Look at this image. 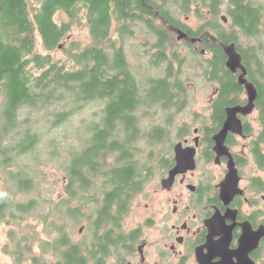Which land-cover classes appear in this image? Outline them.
Instances as JSON below:
<instances>
[{
    "label": "flooded vegetation",
    "instance_id": "obj_1",
    "mask_svg": "<svg viewBox=\"0 0 264 264\" xmlns=\"http://www.w3.org/2000/svg\"><path fill=\"white\" fill-rule=\"evenodd\" d=\"M225 5H220L219 13H225L220 17L224 24L230 20ZM191 10L206 12L212 19L207 9L192 6ZM160 21L165 24L169 36L162 53L166 61L160 63L165 66V73L159 78L143 79V82L136 78L139 103L133 112L135 126L125 127L116 120L104 146L100 145L103 150L97 149L99 145L92 144L87 138L81 147L72 149L73 163L85 164L94 171L84 167L82 175L76 171L64 176L68 185L70 180L71 218L75 227L79 226L76 238H69L75 250L73 264H222L223 255L215 252V246L221 243L226 244L224 249L221 247L223 254L231 257L226 264H239L241 260L245 264H264V238L259 247L249 253V262L241 251L238 252L247 228L252 231L264 228V178L246 175L251 162L256 166L252 143L260 126L257 117L258 127L249 122L255 108L247 116L237 115L241 133L229 132L224 141L225 149L221 153L215 151L214 138L223 128L225 110L246 104L244 87L241 86L240 103L224 107L223 117L215 118L220 85L214 82L208 104L209 117L198 119L192 128L180 127L174 135L176 141L169 139L172 136L169 128L154 122L149 127L143 126L145 119L155 117V108L172 112L177 104L185 103V90L178 83V77H165L170 64L183 62L179 48L191 54L199 52L211 56L208 49L216 43L209 32L197 34L196 29L180 21L182 27L173 26L163 18ZM184 28L194 30V34ZM174 29L185 33L188 39L178 40ZM144 33L148 38L153 36V41L146 40L143 45L147 49L149 65L157 67L158 42L153 33ZM192 39L198 41L191 42ZM125 58L129 65L126 55ZM156 81L160 85L154 90L151 86ZM165 91L172 94L171 103L158 96ZM142 108L146 111H141ZM106 111L104 101V119ZM158 132L160 138L156 137ZM176 147L183 157V169L174 173ZM86 155L95 163L89 165V160L84 158ZM127 169L132 170V174L125 177L122 172ZM55 258V264H64V257L58 252Z\"/></svg>",
    "mask_w": 264,
    "mask_h": 264
},
{
    "label": "trees",
    "instance_id": "obj_2",
    "mask_svg": "<svg viewBox=\"0 0 264 264\" xmlns=\"http://www.w3.org/2000/svg\"><path fill=\"white\" fill-rule=\"evenodd\" d=\"M223 3L230 17L229 31L218 22ZM192 6L207 9L212 15V19L204 21L195 32H209L216 40L208 49L211 56L206 58V65L197 63L204 69L208 82L220 85L215 118L223 117L224 107L239 104L243 91L238 84L240 71L232 74L226 68V56L220 44L235 45L246 70L245 78L257 91L255 110L260 130L252 143V154L256 166L264 173V60L260 49L243 48L235 34L238 32L251 39L264 36V0H0V172L8 175L19 192L32 188L26 167L19 161L34 152L40 143L39 131L34 127L38 120H33L29 114L44 111L51 115L52 126L56 127L89 105L106 101V119L102 109L100 121L90 123L86 129V138L103 150L100 145L104 146L116 120L125 127L135 126L133 112L139 103L136 99L139 82L126 62L122 41L132 36L133 27L142 25L155 35L160 50L158 64L163 63L166 59L162 53L169 36L160 19L182 27L178 17L189 15ZM200 12L196 10V16L203 19ZM57 14H62L66 20L58 23ZM75 27L88 29L89 45L81 47L74 40L63 44ZM184 30L194 34L192 29ZM205 41L210 43L207 37ZM173 57L176 59V55ZM173 65L168 66L166 79H177L178 71ZM159 85L156 81L151 88L155 90ZM165 92L158 96L171 103L172 94ZM58 107L63 111H58ZM156 137L160 138L159 132ZM84 158L89 160V165L95 163L88 155ZM14 166L16 172L12 170ZM84 167L88 168L85 164L73 163L70 156L64 167L65 174L70 176L78 171L77 174L82 175ZM122 174L128 177L132 170L127 169ZM69 185L66 193L70 196ZM36 204H19L0 196V221L6 219V213L8 218L14 219L17 214L34 209ZM56 231L61 235L51 243L42 244L41 255L45 249H51L64 257V264H73L75 250L69 237L61 228Z\"/></svg>",
    "mask_w": 264,
    "mask_h": 264
},
{
    "label": "rangeland",
    "instance_id": "obj_3",
    "mask_svg": "<svg viewBox=\"0 0 264 264\" xmlns=\"http://www.w3.org/2000/svg\"><path fill=\"white\" fill-rule=\"evenodd\" d=\"M200 13L202 17L203 13L205 15L203 19L198 18L195 11L192 10L189 15H179L178 20L196 29L204 21L210 19L206 12ZM224 14L222 11L218 16V22L225 26L226 31H229L231 30L230 25H228L230 20L228 19L226 24L220 20ZM55 20L61 23L66 18L62 14H57ZM132 30L134 33L132 36L125 37L123 46L133 75L142 82L148 77L159 78L163 76L165 66L161 64L157 67L150 66L146 57L147 49L143 45L146 40L153 41L154 39L148 38V35L144 33L147 30L142 25H136ZM235 34L238 35V42L243 48L253 46L260 49L261 57L264 60V36L251 39L238 32ZM69 40L77 41L81 47L89 45L88 29L75 27L63 44ZM172 46L175 48L174 43ZM178 52L182 56L183 62L173 66L178 71V83L185 90V103L177 104L172 112L155 108V117L143 121L144 127H149L154 122L157 126L171 129L172 136H169L171 141H176L174 135L180 127L187 125L192 128L193 123L198 119L204 120L209 117L210 108L208 104L215 88L213 83L208 82L203 75L204 69L197 64L200 62L202 65H206L205 61L207 57H210L209 54L202 55L199 52L191 54L183 48H179ZM56 55L62 56V54ZM102 109L103 102L89 105L76 116L56 127L52 126L54 122H52L51 115H47L44 111L38 115L35 112L29 114L30 118L38 120L34 127L39 131L40 143L34 152L24 156L19 164L26 167L27 176L32 180V188L27 192H19L15 188L16 186L14 187L11 183L8 175L1 171L0 196L8 197L19 204L26 205L30 202L37 204L34 205V209L32 208L24 214H17L14 219L8 218L6 213V219L0 221V264H55V254L51 249H45L41 255V245L45 242L51 243L59 237L57 228H61L70 239L76 238L79 226L75 227L74 220L68 215L72 203L66 193L68 180L66 182L64 177L66 176L64 167L70 159L73 147L79 148L83 145L87 136V126L94 121H100ZM57 110L63 111L61 107H58ZM144 110L146 111V109H141V111ZM256 117L257 113L254 112L249 118V122L255 128L258 127ZM12 170L16 172L17 167H12ZM246 175H257L264 178V173L258 171L253 162L249 164Z\"/></svg>",
    "mask_w": 264,
    "mask_h": 264
},
{
    "label": "water",
    "instance_id": "obj_4",
    "mask_svg": "<svg viewBox=\"0 0 264 264\" xmlns=\"http://www.w3.org/2000/svg\"><path fill=\"white\" fill-rule=\"evenodd\" d=\"M223 21L226 22L225 17H222ZM177 33V39L182 40V39H188L187 35L183 33L180 30L174 29ZM198 40L192 39L191 42H196ZM223 52L226 56V68L231 72V73H237L240 71V75L238 76V84L240 86L244 87L245 90V95H246V104L244 106H235L231 108H227L225 110L226 113V120L224 122L223 128L220 131L218 135L215 136V142H216V147L215 151L217 153H221L225 147H224V141L226 138V135L231 132V133H241V122L238 120L237 115H242V116H247L252 113V111L255 108V100L257 97V91L254 87V85L250 82L247 81L246 77V70L244 66L241 63V57L239 53L236 51L235 45L228 44V45H222ZM179 147H176L177 155V165L175 167V170L173 171L178 172L179 170L183 169V164H181V161L183 157L179 154L178 151ZM233 173L236 174L235 169L233 170ZM232 175V172L230 173V176ZM264 238V228H260L257 231H252L251 229L247 228L245 230V237L244 241L242 242L239 251H241L242 254L245 255L247 262H249L248 255L249 253L255 251L260 244V241ZM221 247L224 249L226 247V244L221 243L220 245L215 246V252L222 256V264L228 263V261L231 259L229 254H223V251ZM242 261V260H241ZM239 262V264H245V261ZM248 264H253L249 262Z\"/></svg>",
    "mask_w": 264,
    "mask_h": 264
}]
</instances>
